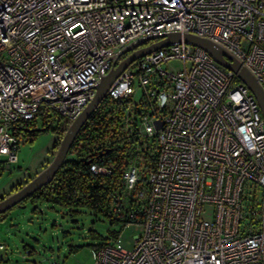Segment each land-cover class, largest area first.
Returning a JSON list of instances; mask_svg holds the SVG:
<instances>
[{
  "label": "built area",
  "instance_id": "2783aa9c",
  "mask_svg": "<svg viewBox=\"0 0 264 264\" xmlns=\"http://www.w3.org/2000/svg\"><path fill=\"white\" fill-rule=\"evenodd\" d=\"M171 31L220 44L264 87V0H0V166L17 160L21 120L71 122L116 52ZM172 60L182 66L162 67ZM235 79L203 48L176 41L111 82L106 95L136 105L157 156L135 194L145 200L142 233L131 248L118 231L95 244L92 264H264V116ZM138 172L124 170L125 188Z\"/></svg>",
  "mask_w": 264,
  "mask_h": 264
},
{
  "label": "trees",
  "instance_id": "16d2710c",
  "mask_svg": "<svg viewBox=\"0 0 264 264\" xmlns=\"http://www.w3.org/2000/svg\"><path fill=\"white\" fill-rule=\"evenodd\" d=\"M139 115L140 110L131 103L130 98L117 101L105 95L80 127L51 180L16 205L30 203L37 209L39 204L50 203L67 207L73 214L79 212L80 208H87L101 214L109 224L125 225L141 221L145 200L137 198L135 194L138 190H145L147 186L146 177L155 163L157 148L153 138L140 136L137 127ZM38 121L41 122L40 127H37ZM69 123L68 120L58 119L51 128L55 134L50 148L51 157ZM50 125L49 120L45 119L21 120L15 125L14 133L20 137L21 142L34 140L40 131L48 129ZM91 163L105 166L109 172L95 173L90 169ZM131 164L139 167V180L133 189H127L123 185L122 175ZM1 168L3 167L0 166ZM30 178L32 177L27 180ZM27 180L17 182L1 194L0 198L19 188ZM6 212L7 210L1 213L0 218ZM116 231L110 233L115 235ZM71 249L74 251L76 246Z\"/></svg>",
  "mask_w": 264,
  "mask_h": 264
},
{
  "label": "rangeland",
  "instance_id": "374dc122",
  "mask_svg": "<svg viewBox=\"0 0 264 264\" xmlns=\"http://www.w3.org/2000/svg\"><path fill=\"white\" fill-rule=\"evenodd\" d=\"M152 40H149L151 42ZM177 70L180 60H172L162 67ZM140 91L133 95L138 102ZM40 131L35 139L20 142L12 163L0 169V194L17 182L33 177L51 157L50 148L55 138L51 130ZM40 127L41 122H37ZM142 130L145 128L142 126ZM52 158V157H51ZM50 158V159H51ZM117 230L120 243L131 248L134 236L142 233L140 222L109 224L101 214L87 208L71 213L69 208L42 203L37 209L30 203L14 205L0 218V264H92L93 245L113 241L111 231ZM76 246L73 251L71 248Z\"/></svg>",
  "mask_w": 264,
  "mask_h": 264
},
{
  "label": "water",
  "instance_id": "95a60500",
  "mask_svg": "<svg viewBox=\"0 0 264 264\" xmlns=\"http://www.w3.org/2000/svg\"><path fill=\"white\" fill-rule=\"evenodd\" d=\"M149 40L152 41L149 42ZM176 41H184L203 48L218 64L232 71L253 94L260 112L262 116H264V87H262L253 73L239 59L220 44L203 36L191 33H180L178 31H171L161 36L151 35L146 38L138 39L125 45L116 52L111 58L112 65L109 70L98 74V80L95 85L93 96L89 99L80 114L68 124L66 131L58 143L54 155L47 165L19 188L0 198V214L10 209L43 184L51 180L67 155L68 149L80 127L104 98L107 88L123 69L152 50L167 46ZM125 53L127 54L123 58H120ZM154 125L158 128L160 121L155 120Z\"/></svg>",
  "mask_w": 264,
  "mask_h": 264
},
{
  "label": "flooded vegetation",
  "instance_id": "af4514ba",
  "mask_svg": "<svg viewBox=\"0 0 264 264\" xmlns=\"http://www.w3.org/2000/svg\"><path fill=\"white\" fill-rule=\"evenodd\" d=\"M1 195V194H0Z\"/></svg>",
  "mask_w": 264,
  "mask_h": 264
}]
</instances>
